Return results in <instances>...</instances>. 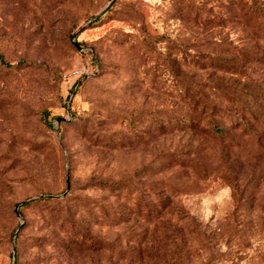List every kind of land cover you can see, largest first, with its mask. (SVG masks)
I'll list each match as a JSON object with an SVG mask.
<instances>
[{
	"label": "rangeland",
	"instance_id": "374dc122",
	"mask_svg": "<svg viewBox=\"0 0 264 264\" xmlns=\"http://www.w3.org/2000/svg\"><path fill=\"white\" fill-rule=\"evenodd\" d=\"M0 54V264H264V0H0Z\"/></svg>",
	"mask_w": 264,
	"mask_h": 264
},
{
	"label": "trees",
	"instance_id": "16d2710c",
	"mask_svg": "<svg viewBox=\"0 0 264 264\" xmlns=\"http://www.w3.org/2000/svg\"><path fill=\"white\" fill-rule=\"evenodd\" d=\"M0 62L2 63V64H9L6 60H5V58L3 57V55H1L0 54ZM208 111H207V109L206 108H202V111H201V113L203 114V115H205L206 113H207ZM42 119H43V121H44V123L47 125V126H50V127H52V121L49 119V111H47V110H45L44 112H43V114H42ZM217 124L215 123V122H213L212 123V120L208 123V125H207V129H208V131H210V132H213V133H218V127L216 126ZM69 182H70V186H69V190H71V181H70V179L68 180ZM71 196V195H70ZM69 195L68 194H64V196H63V198H62V200H63V202H65V201H67V200H70L69 198ZM38 200H51V201H54V202H57V200H59V199H56V198H53V195H51V194H44V195H41L40 197H38V198H34V199H29V200H25V201H23V202H21V203H18V206H20V205H28V204H30L31 202H33V201H38ZM58 203V202H57ZM165 205V204H164ZM164 205H160V207H162V206H164ZM18 211H19V213H20V215H22V212H21V210L18 208ZM72 220V214H71V212H70V209L69 208H67V210H66V213L64 214V216H62V225L61 226H63L64 224H65V222H68V221H71ZM18 236H19V234L17 233L16 235H15V238H16V240H17V238H18ZM87 236H88V234L84 231H82L78 236H73V235H70V236H64V240H65V238H66V242H67V244H68V246H69V248H70V244L72 245V246H74V244H76L77 246H79V248H81V249H84V247H87V241H88V239H87ZM102 242V240L100 239V241H98L97 243H99V244H102L101 243ZM70 243V244H69ZM93 247V246H92ZM72 248V247H71ZM16 250H17V245H16ZM121 258H125V259H128V260H132L131 258H128L127 256H122ZM109 259V258H108ZM113 259H115V258H113V256H111L110 257V259H109V262H112L111 260H113ZM117 261L119 262L120 261V259L118 260L117 259ZM15 264H19V261H18V259H16L15 260Z\"/></svg>",
	"mask_w": 264,
	"mask_h": 264
},
{
	"label": "water",
	"instance_id": "95a60500",
	"mask_svg": "<svg viewBox=\"0 0 264 264\" xmlns=\"http://www.w3.org/2000/svg\"><path fill=\"white\" fill-rule=\"evenodd\" d=\"M111 2H112V1H111ZM111 2H110V4H111ZM110 4H109V5H110ZM109 5H108V6H109ZM105 9H106V8H105ZM105 9H104V10H105ZM104 10H102V12H103ZM96 17H97V16H96ZM69 186H70V182L68 181V189H69ZM16 212H17L18 215H20V213H19V211H18V208H17V211H16ZM17 233H18V231L16 232V234H17ZM13 249L15 250V248H13ZM13 264H15V260H14Z\"/></svg>",
	"mask_w": 264,
	"mask_h": 264
}]
</instances>
